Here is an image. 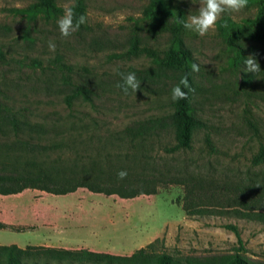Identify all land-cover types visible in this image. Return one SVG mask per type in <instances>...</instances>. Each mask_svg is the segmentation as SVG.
Masks as SVG:
<instances>
[{"label": "rangeland", "instance_id": "1", "mask_svg": "<svg viewBox=\"0 0 264 264\" xmlns=\"http://www.w3.org/2000/svg\"><path fill=\"white\" fill-rule=\"evenodd\" d=\"M34 1L0 0V105L26 109L24 120L33 123L46 119L52 108L61 109L64 95L75 84L87 86L91 102H77L90 116L87 128L78 130L83 142L77 149L101 153L105 162V155L112 154L110 163L127 171L117 182L118 190L144 193L122 197L82 186L65 194L24 188L21 198L39 219L37 229L18 241L60 240L54 244L130 255L158 238L156 249L163 245L182 264H220L241 246L225 227L234 224L242 240L240 254L264 264V163H252L264 147V71H244L243 63L255 54L264 70V42L244 28L231 46L220 25L225 19L242 25L255 16L256 1L248 0L240 12H225L205 36L190 31L184 38L200 65L199 72H189L195 114L203 124L196 128L191 148L171 153L164 151L175 143L168 118L173 111L171 90L182 70L162 67L154 59L163 55L170 35L150 33L136 24L148 0H81L87 23L69 37L61 35L57 21L78 0H55L61 9L55 19L34 13ZM182 5L186 18L198 14L199 0H183ZM50 40L56 44L54 52ZM127 72L136 74L141 87L125 95L117 85L123 82L119 73ZM68 128L62 125L64 133ZM15 134L11 123L0 118V174L20 176L0 182L2 188L26 182L19 169L28 157L17 149ZM58 134L50 131L45 138ZM206 136L212 140V152ZM17 153V165L1 164ZM55 155L43 158L50 161ZM113 180L105 178L101 184L112 188ZM91 181L100 184L101 179ZM184 206L201 212L187 215ZM246 210L260 215L244 217Z\"/></svg>", "mask_w": 264, "mask_h": 264}, {"label": "trees", "instance_id": "2", "mask_svg": "<svg viewBox=\"0 0 264 264\" xmlns=\"http://www.w3.org/2000/svg\"><path fill=\"white\" fill-rule=\"evenodd\" d=\"M255 1L258 6L255 16L248 18L242 25L229 19L220 23L226 40L231 46L234 45L232 39L238 37L244 28L249 35L264 42V0ZM148 2V8L136 24H141L150 33H167L170 35L167 49L162 56L155 54L154 59L162 67L182 70L176 85L182 77L188 75L192 87V91L188 92V99L173 101V111L168 113V118L175 131V143L171 146H164V151L171 153L180 148H191L194 132L197 127L203 124L195 114L193 104L195 88L192 76L189 75V68L195 63V60L184 42V38L189 35L190 31L177 23L179 19H187L186 10L182 5L183 0H148ZM71 7L77 16L86 15L81 0L76 1ZM32 11L34 13L43 12L49 19H55L61 14V9L56 5L55 0H35L32 4ZM85 25H81L80 28L85 27ZM185 91L188 90L185 89ZM80 98L82 101L91 102V89L83 84H75L72 90L64 95L61 109L52 108L46 112V119L33 123L24 120L26 109L0 105L1 120L11 123L16 133L14 137L17 149L20 152H25L24 155L28 157L24 167L19 169L26 182L19 187L2 188L0 186V193H18L24 188L30 187L54 194H65L80 186L95 192L108 194L115 192L122 197H133L138 193H144V191L133 190L130 192L128 188L118 190L117 182L123 181V179L118 178V173L122 168L110 163L112 160L109 156L112 154L105 155V162L101 158V153L88 155V153L85 154L84 151L77 149V145L83 142V136L78 130L87 128L86 119L90 116L89 111L78 108L79 105H82V102H77ZM91 105L93 106L92 103ZM62 125L69 126L67 133L62 130ZM50 131H56L60 136L54 139L45 138V134ZM32 133L36 136L32 137ZM205 141L208 151H214L211 138L206 136ZM10 149L11 151L14 150L12 147ZM50 152H54L56 155L55 159L48 161L43 157L49 155ZM20 155L17 153L13 159H9L11 157L5 158L1 164L17 165V163L14 164V161L18 160ZM252 163H264L263 146L252 157ZM19 177L0 174V182L18 180ZM96 177L101 179L100 184L91 181ZM105 178L115 179L109 182L112 188L102 186L101 182ZM41 183L43 184L41 185ZM47 183L52 186L47 185ZM183 209L187 215L201 212V210H191L185 206ZM242 215L252 217L260 214L246 210ZM0 226L3 224L0 223ZM225 227L236 234L241 246L235 250L230 258L220 264H255L240 254L243 246L237 226L225 224ZM159 241L161 240L156 238L144 247L134 250L130 255H115L85 247L0 245V264H182L179 258L165 252L162 249L163 245L156 249L155 245ZM184 262V264H198L190 260Z\"/></svg>", "mask_w": 264, "mask_h": 264}, {"label": "clouds", "instance_id": "3", "mask_svg": "<svg viewBox=\"0 0 264 264\" xmlns=\"http://www.w3.org/2000/svg\"><path fill=\"white\" fill-rule=\"evenodd\" d=\"M196 3V0H193ZM200 7L198 14H190L187 19H179L177 23L182 25L184 29L197 33L199 36H205L210 30H215L217 21L225 12H240L248 6V0H199ZM60 33L63 37H69L74 32L78 31L81 25L87 23V16L80 14L77 16L73 11V7H66L64 15L57 21ZM50 51H55L56 44L53 41L48 42ZM243 63L246 65L244 71L253 72L257 75L264 70L261 69L260 63L255 54L249 55L244 59ZM192 72H199L200 65L193 63L191 66ZM122 83L117 87L121 88L123 93L127 95L129 89L136 93L141 87V82L137 79L134 72L119 73ZM190 75V73H189ZM187 89L188 91H185ZM192 91L188 75L181 78L180 82L171 90V98L173 101L187 100L188 92ZM127 176L126 170H121L118 173V178L124 179Z\"/></svg>", "mask_w": 264, "mask_h": 264}, {"label": "crops", "instance_id": "4", "mask_svg": "<svg viewBox=\"0 0 264 264\" xmlns=\"http://www.w3.org/2000/svg\"><path fill=\"white\" fill-rule=\"evenodd\" d=\"M25 193V192H23ZM22 192L2 194L0 193V245H11L15 244L19 247L26 245H45V246H56L68 248V245L59 244L55 245L49 242H38V243H21L19 240L20 235L30 232L33 233L38 226L35 220L39 217L31 211L30 205H26L25 201L21 198ZM48 240V238H46ZM80 246H76L78 248ZM72 248V247H71ZM94 251H102L99 248H93ZM112 253V252H110Z\"/></svg>", "mask_w": 264, "mask_h": 264}]
</instances>
